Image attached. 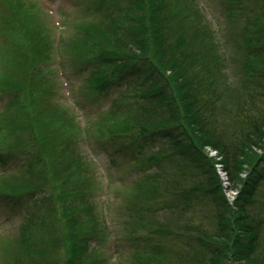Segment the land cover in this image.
Instances as JSON below:
<instances>
[{
  "label": "trees",
  "instance_id": "1",
  "mask_svg": "<svg viewBox=\"0 0 264 264\" xmlns=\"http://www.w3.org/2000/svg\"><path fill=\"white\" fill-rule=\"evenodd\" d=\"M0 1V167L21 164L0 173V204L29 214L0 264H109L94 140L142 158L123 207L130 264H264V0H228L241 29L227 38L198 0H93L64 50L87 99L125 89L92 130L49 79L62 33L39 1Z\"/></svg>",
  "mask_w": 264,
  "mask_h": 264
},
{
  "label": "rangeland",
  "instance_id": "2",
  "mask_svg": "<svg viewBox=\"0 0 264 264\" xmlns=\"http://www.w3.org/2000/svg\"><path fill=\"white\" fill-rule=\"evenodd\" d=\"M39 1L44 8L45 18L50 20L49 27L53 29L55 33L59 31L64 36L63 41H56L54 44V50L52 53V60L48 70L51 71L49 79H55L57 83L56 93L57 99L64 105L68 106L74 113L78 115L80 120L87 126L89 130L94 129L91 123L98 121L103 112L108 111L112 105V100L119 95V93L125 89V87H115V90L110 93L108 97H101L97 99H87L85 92L82 90L85 86V75L80 74L74 69V62L69 54L64 50L66 46L65 36L67 33L68 25L75 21L86 17L89 13L85 12L86 6L90 3L93 4V0H34ZM228 0H198V4L201 9L209 16L213 27L216 30L221 31L223 29L224 36L227 38L226 32L239 31L240 26H230L232 20L227 17V4ZM5 3L0 1V15L4 16L6 13ZM244 6V5H243ZM224 10V15L223 11ZM244 10L240 13L243 15ZM68 24V25H67ZM4 23L0 22V26ZM64 27L67 29L64 30ZM231 37V36H230ZM6 36L3 38L0 32V46L5 42ZM231 37L230 41L234 42ZM4 102L6 98H3ZM1 111V102H0ZM82 123V125H83ZM119 145H113L111 143H103V141L94 140L90 143L83 144L84 155L89 160L93 170L96 174V182L99 185V190L96 191L97 207L102 211L103 216L109 222V229L111 237L109 241L104 245L106 249L105 255L109 264H130L129 259L132 255V249L130 243L124 236L127 233L129 227H124L122 220L123 207L127 202V192L132 189L142 175L141 166L137 164L141 163L140 155H129L130 159L134 156L137 160H130L128 157H124L128 148H123L117 152L116 156L114 149H118ZM6 153V152H4ZM8 154V153H7ZM212 155H215L212 153ZM21 164L19 161H9L6 167H0V173L4 169L17 172ZM136 166V168H135ZM224 178V186L226 188V194L229 199L234 200L235 191L229 190V183L225 173L219 171ZM135 182V183H134ZM43 209V208H42ZM29 216L25 208H18L11 210L7 206L0 204V239L2 237H11L19 231V225L22 224Z\"/></svg>",
  "mask_w": 264,
  "mask_h": 264
}]
</instances>
